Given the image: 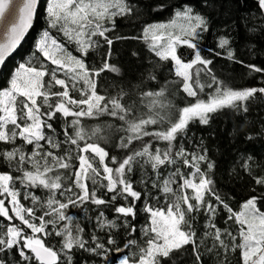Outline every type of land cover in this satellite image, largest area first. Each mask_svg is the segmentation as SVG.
I'll return each mask as SVG.
<instances>
[{
	"label": "snow or ice",
	"instance_id": "6c2138e0",
	"mask_svg": "<svg viewBox=\"0 0 264 264\" xmlns=\"http://www.w3.org/2000/svg\"><path fill=\"white\" fill-rule=\"evenodd\" d=\"M11 3L12 0H0V19ZM37 6L38 0H22L18 16L5 25L0 39V64L32 27ZM135 8L133 0H47L48 27L39 34L33 53H39L43 61L36 57L35 65L32 60L21 63L8 86L0 89V217L9 221L6 230L0 228V264H32L33 259L37 264H73L76 249L107 258L109 249L102 238L92 234L89 243L85 228L74 223V217L68 214L70 208L85 204L96 206L95 227L102 232L107 230V245H116L117 252L129 250L119 264H178L179 258L172 253H183L189 245L194 264H203L199 243L203 237L212 241L213 247L207 248L209 253L215 251L219 256L220 249L225 254L239 249L241 264H264V210L258 207V201L264 202V192L251 196L241 205L240 212H234L214 187L210 174L215 164L208 160L207 150L201 147L198 152H189L180 143L192 121L206 125L211 114L225 108L247 113L249 102L257 99V94L264 96V87L235 89L216 77L210 67L213 60L204 57L200 47L209 22L191 5L183 4L168 22L146 25L143 36L150 41V52L161 61H171L170 71L176 80L169 83L177 91L196 98L205 87L214 88L207 99L197 98L195 103L177 109L165 96L167 87L138 88L134 99L118 81L113 84L117 89L114 95L101 94V74L115 73L119 77L121 70L108 59L89 65L86 58L91 50L101 46L100 39L94 38H101L109 46L108 58L114 39H137L106 35L115 29L117 17H130ZM257 11L258 15L250 18L257 26L246 21L245 27L249 32L264 34V0H257ZM50 29H56L67 43L74 44L79 56L54 38ZM179 47L192 50V58L187 62L182 59ZM218 48L224 52H209L216 56L226 53L228 60L244 64L237 59L228 38L221 36ZM244 66L255 73L264 72L255 64ZM205 76L210 81L206 84L202 82ZM148 79L157 77L149 73ZM102 116L123 122L119 127L107 125L113 133H123L119 143L113 145L128 149L122 159L110 155L102 146L111 143V135L103 126L86 128L83 124L85 119ZM57 119L63 124L60 130L55 126ZM151 126L157 127L150 130ZM135 141H140L139 148L130 147ZM202 164H206V169L202 170ZM181 167L192 171L184 174ZM241 167L251 175L247 160L241 162ZM137 171L145 172L140 180L143 192L136 189L132 179ZM252 179L264 189V176L253 175ZM188 189L192 190L191 195ZM35 190L46 195L42 198ZM252 191L258 189L253 187ZM158 195L165 198V208L151 203ZM141 199L145 201L142 211L148 214L140 229L143 239H127L120 247L112 230L123 228L128 237L137 231L131 221L136 219L137 202ZM22 200L30 201L31 206L26 207ZM118 200L125 203L118 204ZM221 206L228 213L225 223L234 218L240 226L239 242L228 228L217 227ZM104 207L113 210L116 219H107ZM201 213L205 219L203 237L196 227ZM14 218L20 223H12ZM52 234L60 238L56 249L46 246L41 238Z\"/></svg>",
	"mask_w": 264,
	"mask_h": 264
},
{
	"label": "trees",
	"instance_id": "16d2710c",
	"mask_svg": "<svg viewBox=\"0 0 264 264\" xmlns=\"http://www.w3.org/2000/svg\"><path fill=\"white\" fill-rule=\"evenodd\" d=\"M133 3L136 5L135 14L130 17H117L115 29L106 35L113 39L117 36H135L137 39H114L111 46V57L108 58L109 46L101 38H94L100 39L101 46L91 50L86 58V62L89 65H99L101 58L108 59L109 63L116 65L121 70L122 75L119 77L115 73L106 72L101 74L98 88L101 94L114 95L117 89L113 87V84L118 81L120 86L125 87V90L134 99L137 98L135 94L138 88L159 90L161 87H167L168 91L165 96L168 100H171L177 109L190 103H195L197 98L207 99V96L214 91V88L205 87L203 92L198 91V97L196 98L188 97L183 92L177 91L176 86L169 83L176 80L174 72L170 71L171 61H161L150 52V41H146L143 36L142 30L146 25L168 22L174 11L183 4L191 5L195 12L204 15L209 22V31L202 33L203 38L200 41V47L202 55L213 60V64L210 67L216 77L227 86L235 89L264 87V72L255 73L244 66V64H255L264 68V34H260L259 31L249 32L245 27L246 21L252 23L254 27L257 26L255 21H250L251 17L258 15L257 0H133ZM161 5H163L162 8L160 7ZM46 6L47 0H41L33 28L17 53L3 67L0 73V89L8 86L10 78L15 74L21 63H27L32 60L35 65L37 64L36 57L43 61V57L39 53H36V56H33V53L35 51L34 44L39 34L48 27L45 21ZM49 31L69 51L79 56V53L75 51V45L67 43L62 33H59L56 29H50ZM221 36L230 40L231 49L235 52L237 59L242 60L244 64L228 60L226 53L216 56L214 52H209V49L224 52V50L218 48ZM191 51L187 47H179L178 55L187 62L192 58ZM134 52L137 55L134 56ZM45 63L47 62L45 61ZM49 67L53 66L49 65ZM149 73L154 74L157 79H148ZM202 82L206 84L210 81L205 76L202 77ZM72 95L78 96V93H72ZM257 97V99L249 102L247 113L234 108H225L211 114L209 123L206 125L200 124L198 120L190 122L186 136L180 141L189 152H198L201 147L207 150L208 160L215 164L210 174L214 180V187L225 198V202L234 212H240L241 205L248 198L264 192V189H260V186L255 185L252 179L253 175L264 176V96L257 94ZM122 123L108 116L85 119L83 121L86 128L96 125L105 128V132L111 135V143L102 146H105L110 151V155L116 156L118 159H122L128 153V149H120L113 146L119 143V137L123 133H113L112 129L108 128L107 125L119 127ZM55 126L60 130L63 127L62 121L57 119ZM156 127L151 126L150 130H155ZM249 136H251V139L248 138ZM144 139L148 140L150 138L145 137ZM130 147L139 148L140 141H135ZM249 157H251V160H248ZM245 160L248 161L252 169L251 175L241 167V162ZM201 167L202 170L206 169V164H202ZM147 171L150 173L151 170L148 169ZM191 171L192 169L181 167V172L184 174ZM167 174L168 172L165 171L164 175L166 176ZM144 175V171H137L132 176L136 189L141 192L145 190L140 183ZM152 178L154 179L155 177ZM173 187L175 188L176 185H173ZM253 187H256L258 191L253 192ZM149 188H151L150 183ZM35 191L42 198L46 195L42 190ZM152 191H155V189H152ZM191 192V190H188L189 195H191ZM157 199L159 203L156 202ZM208 199H211V197H208ZM22 203L26 207L31 206L30 201L22 200ZM117 203L124 204L125 202L118 200ZM144 203V199L137 202V216L135 220L131 221L136 226L137 231L131 237L126 235L123 228L112 230L113 233L117 234L118 246L123 247L124 242L130 238L138 241L143 239L140 229L148 219V214L142 211ZM151 203L157 208H165L166 206V200L162 195L152 199ZM258 207L264 210V202L258 201ZM102 210L107 219H116L117 214L110 208L104 207ZM37 214L39 215L40 213ZM68 214L74 217V223L78 222L81 227L85 228V239H88L89 243H91V235L96 234L102 238V242L109 249L106 254L107 258L103 255L76 249L73 255V264H117L123 256L129 255L128 249L123 252H117L114 250L116 245H107L105 238L107 230L102 232L95 227L97 223L96 215L98 214L95 205L85 204L79 208H70ZM227 215L228 213L221 206L216 218L217 227L228 228L237 236V242H239L238 230L240 226L235 223L234 218L225 223ZM129 220H131V217H129ZM12 223L19 224L20 222L14 218ZM117 223L120 224L122 221L117 220ZM204 223V215L201 213L196 220V227L200 237H203L202 228ZM8 224L9 221L0 217V228L6 230ZM27 231L30 234V230ZM37 235L39 236L40 234ZM41 238L44 239L46 246L54 249L59 247L57 242L60 238L54 234L46 238L41 236ZM199 243L202 250L203 264H241L239 249L236 252L229 251L227 254L224 253L223 249H220V255L217 256L215 251L212 253L207 251V248L213 247L211 239L203 237V239L199 240ZM172 256L179 258L178 264H194V256L191 253L190 245L187 246L186 251L183 253L174 252ZM11 258L10 254L9 259ZM16 258L18 259V256ZM32 264H37V262L33 259ZM165 264H171V262L165 261Z\"/></svg>",
	"mask_w": 264,
	"mask_h": 264
},
{
	"label": "water",
	"instance_id": "95a60500",
	"mask_svg": "<svg viewBox=\"0 0 264 264\" xmlns=\"http://www.w3.org/2000/svg\"><path fill=\"white\" fill-rule=\"evenodd\" d=\"M40 2H41V0H38L37 10H38V7L40 5ZM21 3H22V0H12V3L9 5V11H6L5 17L3 19H0V39H3L2 33H3V29H4L5 25L8 24L10 19H14L16 16H18V5ZM36 14H37V12H36ZM35 18H36V15L34 17L33 25L35 22ZM33 25L29 29V31L25 34L24 39L21 41L20 45H18L17 49L14 50L13 53H11L8 57H6L5 61L2 64H0V73L3 69V67L5 66V64L8 62V60L10 58H12L17 53V51L20 49V47L23 45L25 39L27 38L28 34L30 33L31 29L33 28Z\"/></svg>",
	"mask_w": 264,
	"mask_h": 264
},
{
	"label": "rangeland",
	"instance_id": "374dc122",
	"mask_svg": "<svg viewBox=\"0 0 264 264\" xmlns=\"http://www.w3.org/2000/svg\"><path fill=\"white\" fill-rule=\"evenodd\" d=\"M188 190H191V189H188ZM191 191H192V190H191ZM117 264H119V262H118Z\"/></svg>",
	"mask_w": 264,
	"mask_h": 264
}]
</instances>
